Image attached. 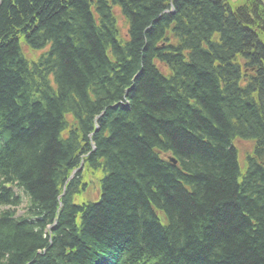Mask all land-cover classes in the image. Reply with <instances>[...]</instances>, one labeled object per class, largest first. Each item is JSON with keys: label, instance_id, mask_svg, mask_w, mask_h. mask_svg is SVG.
<instances>
[{"label": "trees", "instance_id": "16d2710c", "mask_svg": "<svg viewBox=\"0 0 264 264\" xmlns=\"http://www.w3.org/2000/svg\"><path fill=\"white\" fill-rule=\"evenodd\" d=\"M109 2L127 42L106 0L0 1V264H264L262 0ZM20 38L50 50L27 63ZM234 136L254 142L242 177ZM81 160L96 203L73 201L82 173L65 186Z\"/></svg>", "mask_w": 264, "mask_h": 264}, {"label": "rangeland", "instance_id": "374dc122", "mask_svg": "<svg viewBox=\"0 0 264 264\" xmlns=\"http://www.w3.org/2000/svg\"><path fill=\"white\" fill-rule=\"evenodd\" d=\"M241 1H242V0H230V2H234V3H236V4L241 3ZM116 13L118 14L117 11H116ZM118 26H119V28H120L121 36H122V35L125 36V34H126V25H125V23H124V20H123L122 18H119V17H118ZM29 55H30V54H29ZM31 56H32V54L30 55V57H31ZM237 147H238V150H239V152H240V158L243 159L244 156H245L248 152L251 151L252 145H251L250 142H245V143H243V142H238ZM94 194H96V191L94 190L93 187H90L89 195L92 196V195H94ZM21 211H22V209L19 210L18 214H20Z\"/></svg>", "mask_w": 264, "mask_h": 264}]
</instances>
